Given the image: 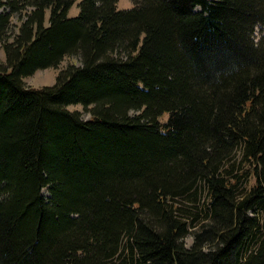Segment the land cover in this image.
Masks as SVG:
<instances>
[{
  "label": "trees",
  "instance_id": "16d2710c",
  "mask_svg": "<svg viewBox=\"0 0 264 264\" xmlns=\"http://www.w3.org/2000/svg\"><path fill=\"white\" fill-rule=\"evenodd\" d=\"M77 1L0 0V264H264V0Z\"/></svg>",
  "mask_w": 264,
  "mask_h": 264
},
{
  "label": "rangeland",
  "instance_id": "374dc122",
  "mask_svg": "<svg viewBox=\"0 0 264 264\" xmlns=\"http://www.w3.org/2000/svg\"><path fill=\"white\" fill-rule=\"evenodd\" d=\"M79 1V0H78ZM78 1L71 7V9L68 12V17H75L78 14V8H77V3ZM116 7L118 10H125V9H130L132 8V2L131 0H119L116 4ZM13 24H17L16 19L13 20ZM264 32V30H263ZM262 32V33H263ZM257 36H260V32L256 30ZM257 37L256 35H254ZM0 63H4V54L3 50L0 45ZM75 65L79 66L80 65V60L78 57L72 56V57H66L62 61L60 68H65L67 65ZM55 76H56V71L49 68L45 70H38L36 71L32 76L27 77L24 79V83L27 87L31 88H40L42 86H51L54 84L55 81ZM69 111H76L81 115V118L83 120H88L89 119V114L87 110H85L82 106L80 105H74V106H69L68 107ZM251 185V183H246L245 180H243V183H241V188L243 187H248ZM43 193L46 195L47 193L43 191ZM203 205V204H201ZM198 217L196 220L197 226L201 224L202 220L204 219V214L201 213L199 210L194 211ZM258 223H259V229H258V234L264 233V205L258 209ZM182 243L184 244V247L186 249H190L192 244H193V235H192V228L189 229V233L186 235V237L183 239ZM252 243H249L246 247L245 253L247 249H250L252 247Z\"/></svg>",
  "mask_w": 264,
  "mask_h": 264
},
{
  "label": "crops",
  "instance_id": "0c3cea01",
  "mask_svg": "<svg viewBox=\"0 0 264 264\" xmlns=\"http://www.w3.org/2000/svg\"><path fill=\"white\" fill-rule=\"evenodd\" d=\"M24 81V80H23Z\"/></svg>",
  "mask_w": 264,
  "mask_h": 264
}]
</instances>
